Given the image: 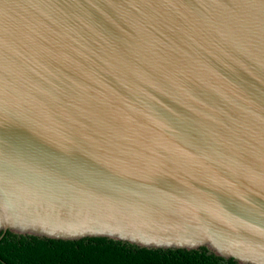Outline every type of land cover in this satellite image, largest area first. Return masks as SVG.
Instances as JSON below:
<instances>
[{
	"label": "water",
	"instance_id": "water-1",
	"mask_svg": "<svg viewBox=\"0 0 264 264\" xmlns=\"http://www.w3.org/2000/svg\"><path fill=\"white\" fill-rule=\"evenodd\" d=\"M6 229L264 264V0H0Z\"/></svg>",
	"mask_w": 264,
	"mask_h": 264
},
{
	"label": "trees",
	"instance_id": "trees-1",
	"mask_svg": "<svg viewBox=\"0 0 264 264\" xmlns=\"http://www.w3.org/2000/svg\"><path fill=\"white\" fill-rule=\"evenodd\" d=\"M0 264H249L205 245L146 246L106 235L40 236L6 229L0 235Z\"/></svg>",
	"mask_w": 264,
	"mask_h": 264
}]
</instances>
